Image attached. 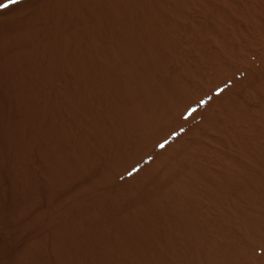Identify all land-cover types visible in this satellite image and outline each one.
I'll list each match as a JSON object with an SVG mask.
<instances>
[{
	"label": "bare ground",
	"instance_id": "bare-ground-1",
	"mask_svg": "<svg viewBox=\"0 0 264 264\" xmlns=\"http://www.w3.org/2000/svg\"><path fill=\"white\" fill-rule=\"evenodd\" d=\"M25 15L8 16L19 30L0 40V97L21 114L6 124L0 105L4 147L15 157L7 169L14 196L25 201L36 190L18 162L33 144L48 198L56 187L84 183L47 218L58 224L11 264H264V255L253 259L264 245V177H243L250 170L243 164L238 176L215 177L190 143L178 142L196 100L169 70L172 41L159 31V0H42ZM12 47L20 49L9 53ZM52 92L57 106L46 102ZM232 137L264 170V150L237 129ZM205 200L220 203L216 216L203 209ZM45 216L39 211L26 229Z\"/></svg>",
	"mask_w": 264,
	"mask_h": 264
},
{
	"label": "rangeland",
	"instance_id": "rangeland-1",
	"mask_svg": "<svg viewBox=\"0 0 264 264\" xmlns=\"http://www.w3.org/2000/svg\"><path fill=\"white\" fill-rule=\"evenodd\" d=\"M162 1L164 0H159V31L163 27L161 32L169 35L172 41V56L168 65L169 70L171 73L172 71L175 73L171 75L177 77L179 82L182 80V87L186 84L189 89L188 91L193 94L196 100V106L190 111L191 114L186 116L188 120L186 121L185 119L178 131L181 139L178 138L180 141H177L181 142L182 140V142L190 143V149L194 150L196 155H200H195V157H199V160L201 158L200 161L202 162L200 163H204V166L207 164L208 169L210 168L215 173V177L216 174L217 177L238 176V170L240 171L242 164L245 172L247 168L248 170L250 168V174L246 173L243 177H264L263 167L261 168L260 166L262 165H258L260 162L255 154L253 153V156L252 152L250 153L242 149L243 144L232 137V133L237 129V134L248 141L254 149L260 148L264 150V0ZM2 2L4 0L0 1V3ZM41 2L42 0H24L23 3L6 9L7 11L0 10V40L3 37L14 35L19 30L17 25L6 23L9 17L24 18V16H27L25 15L26 13L29 15ZM167 9H171L172 11H168ZM19 49V47H12L8 52H16ZM50 95L46 97L47 104L57 106V103H59L58 97L53 92ZM0 105L4 114V123L14 124L21 119V114L16 108L15 101L0 97ZM226 107H229L231 111ZM221 109H224V111ZM8 112L14 115L9 116ZM210 114L214 116V119L218 117L215 122L213 121L214 125H211L212 122L208 124L206 121L207 115ZM52 117L56 118L57 113L49 115L47 120H50ZM218 120L225 124H220ZM235 120L238 122L237 124H234ZM216 122L219 123L223 130L222 132H220V127L215 126L218 125ZM203 123L205 124L203 125ZM232 124L236 126V129L233 125V130L230 126ZM205 125L208 128H205ZM223 125L224 127H222ZM1 128L0 126V163L4 162L3 165L6 169L0 171V264H11L13 258L27 243L47 234L58 224L55 222L56 220L51 222L47 218H56L59 211V202L81 186L84 183V179L74 182L66 189L56 187L55 197L48 198L41 187V183L44 182V177L46 176L41 167L38 147L33 144L32 146L23 148L24 153L21 151L22 158L18 162L22 163L20 168L21 171L23 169V176L34 182L38 188L36 187L35 191L29 193L25 201L16 199L9 178L11 176L7 170L13 165L10 163L15 162V157L5 150L4 133ZM44 128L46 129V127ZM215 130L216 133L214 132ZM220 137L224 138L225 142ZM187 143L186 145H188ZM242 150L245 152L243 153ZM22 159L26 160L23 161ZM253 162L258 163L255 164L260 167V170L258 166V168L252 166ZM252 167L253 170L251 169ZM161 169L165 170V168ZM255 170L257 173H255ZM163 172L159 173V175L161 174L159 177H162ZM92 175L89 173L86 177H92ZM103 188H107V186L100 187L98 190ZM83 197L88 199L90 194H84ZM209 201L205 200L202 207L206 213L214 217L217 215L216 212L219 211L220 203L218 202V207L215 201L211 200L216 204ZM229 203L226 206H231L230 204L233 202ZM24 205L29 208L23 215H19L21 206L23 207ZM231 208L233 206L229 208V211L232 212L233 209L231 210ZM39 211L46 212L45 218L42 219L43 221L35 222L32 224L33 226L31 225L26 229L25 224L31 222ZM236 212L239 213L238 211ZM234 213L233 215L231 214L233 217L236 215ZM263 249L264 245L254 253L253 259L255 262L258 263L259 258H262L264 255ZM256 255L261 257L258 256L257 258Z\"/></svg>",
	"mask_w": 264,
	"mask_h": 264
},
{
	"label": "snow or ice",
	"instance_id": "snow-or-ice-1",
	"mask_svg": "<svg viewBox=\"0 0 264 264\" xmlns=\"http://www.w3.org/2000/svg\"><path fill=\"white\" fill-rule=\"evenodd\" d=\"M24 0H4V2L0 3V10L8 9L13 5H17L23 3ZM195 111V110H193ZM191 114V113H190Z\"/></svg>",
	"mask_w": 264,
	"mask_h": 264
}]
</instances>
